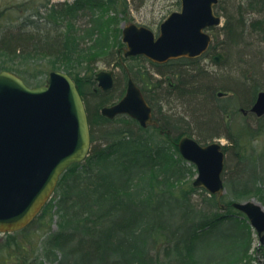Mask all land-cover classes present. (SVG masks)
<instances>
[{
    "label": "trees",
    "instance_id": "trees-1",
    "mask_svg": "<svg viewBox=\"0 0 264 264\" xmlns=\"http://www.w3.org/2000/svg\"><path fill=\"white\" fill-rule=\"evenodd\" d=\"M15 8L20 11L15 20L0 9L4 12L0 18H10L0 28V70L14 72L24 82H29V75L30 86L43 84L40 74L50 69L65 71L84 101L91 138L87 157L63 171L54 196L35 217L54 206L59 225L56 231L47 230L40 264H249L252 230L231 203L256 198L264 205V146L257 150L252 145L257 128L246 127L248 138L238 130L217 132L222 120L228 125L223 116L238 108L229 109L217 92L225 91L227 99L241 101L239 108H248L257 91L264 90L260 82L264 77L256 78L262 76L264 65V0H218L214 11L220 12L224 23L217 34L216 28H208L212 39L201 57L221 52L222 69L210 71L197 58H178L169 63L179 66L167 71L178 75L177 82L169 87L163 80L166 97L173 95L186 105L188 115L198 113L195 123L202 133L228 141L222 146L226 192L221 198L223 202L227 197L223 203L233 211L227 215L216 211L214 195L202 191L200 197L194 196L201 188L185 178L194 175L195 166L187 164L176 145L187 133L183 120L187 117L181 112L173 118L162 110L163 98L144 71L130 69L159 128L169 129L168 135L162 136L154 126L143 128L126 115L103 116L100 104L121 97V91L112 100L107 97L111 89L101 92L99 103L91 106L84 99L86 89L95 95L91 85L95 61L108 56L120 65L112 46L120 43L116 17L126 14L127 0H28ZM35 62H42L41 70L31 74L28 69ZM154 66L165 72V63ZM233 67L245 68L242 75L249 85L234 81ZM177 130L181 131L174 135ZM206 140L203 136L199 142ZM217 230L235 238L213 239Z\"/></svg>",
    "mask_w": 264,
    "mask_h": 264
},
{
    "label": "water",
    "instance_id": "water-1",
    "mask_svg": "<svg viewBox=\"0 0 264 264\" xmlns=\"http://www.w3.org/2000/svg\"><path fill=\"white\" fill-rule=\"evenodd\" d=\"M217 1L180 0V10L160 23L157 35L145 26L125 24L121 29L123 56L143 55L156 63L199 57L211 42L208 28L221 23V16L214 11ZM223 59L220 52L213 57L215 62ZM94 78L102 91L113 87V70H100ZM249 111L264 115V90L257 92ZM100 113L107 118L126 114L141 127L157 125L130 74L122 97L101 107ZM176 144L180 155L196 167L192 186L214 195L220 209H225L220 204L225 192L223 144L217 140L200 144L187 135ZM90 146L86 108L70 75L50 69L44 84L31 87L14 72L0 70V233L26 227L51 197L63 171L83 161ZM231 206L246 216L264 245L262 204L248 199L233 201Z\"/></svg>",
    "mask_w": 264,
    "mask_h": 264
},
{
    "label": "rangeland",
    "instance_id": "rangeland-1",
    "mask_svg": "<svg viewBox=\"0 0 264 264\" xmlns=\"http://www.w3.org/2000/svg\"><path fill=\"white\" fill-rule=\"evenodd\" d=\"M25 1H28V0H0V9L3 8V11L7 10L8 14L11 16L12 20L13 19L15 20L17 15H20V11H15L14 8L17 5L20 6ZM51 1L52 2H60V1H72V0H51ZM127 3H128V10H127L126 14L125 15L119 14L118 17H116V19L118 21L117 26L120 29H122V27L125 24L132 22V23H135L136 25L145 26V27L151 29L155 35H157V33H158L160 23L171 12L180 10V0H127ZM0 11H2V10H0ZM3 11L1 13H4ZM216 14L220 15V12L219 13L216 12ZM9 20H10L9 17L8 18H5V17L0 18V28L3 27V25L6 22H8ZM223 23H224V18L221 16V23L219 25L213 27V28H216V30H215L216 34L218 33L219 27H221L223 25ZM247 43H248V39H247ZM124 46H125V44L122 42L121 36H120V43H115L112 46V49L117 51L116 56L120 62V65H117L115 60H110L109 58H107L108 57L107 56L104 59H98L97 61L94 62L93 66H92L95 74L100 70H113L114 85L111 88L112 93L107 95V97H109L111 99L113 96V98H114L116 95H118V93L120 91L123 94L125 91V87H126L125 84H126V78H127V74H128L127 72H129L131 75L130 69L135 70L137 68H140L141 71H144L146 73L148 78L150 77L149 79L152 82V84L153 83L156 84L155 90L158 92L157 96L162 97L163 98L162 100L164 102L162 110L169 115H173L172 116L173 118L179 117L181 115L180 114L181 112L184 116L187 117V118L183 119V120H185L186 123H188V124L184 125L185 126L184 131L187 132V133H185V135L194 138L198 142H199V140H202L203 136L208 139V140H206L207 142H203V143L199 142L200 144H207L212 140H218V142H220L223 145L227 144L228 141L225 137H220V138L207 137L209 134L206 135V134L202 133V131H200L196 126L195 119L198 118L197 112H195L193 115H191V114L188 115L187 111H186V107H187L186 105H185V107L182 106L180 101H178V100L174 99V97H172L173 95L172 96L168 95V97H166L163 94L165 92V87H166V83H165L166 81H163L165 79V77L167 75H169L172 78L173 82H175V81L177 82V79H178L177 74H172V73L167 72L174 65L178 64L175 62L169 63L170 60H174V59H170V60L166 61L167 64H166V62H164L165 66L163 67V69L165 70V72L159 73V72L155 71V69H156V66H154L155 62H152L151 60L147 59L143 55L124 57L122 54V49ZM118 49L121 50L120 55L118 54ZM216 54H218L217 51L214 52L213 54H211L209 57H201L203 55L202 54L201 56H199V58L195 57V59L197 58L196 59L197 62H199L200 65L205 66L210 71L215 70L217 72V71H220L222 69V67L218 66V65H220L224 59L220 62H215L213 60V57ZM179 58L180 59H183V58L188 59V57H179ZM175 59H178V58H175ZM42 62H40V63L35 62L34 65H31L32 69L31 68L28 69V72H30V73L32 72L35 74L37 71L41 70V67L39 64H41ZM262 65H261V68L263 69V72L261 74L262 76H259L256 78L264 77V65L263 66ZM177 66H179V65H177ZM25 68H26V66L23 67V69H25ZM238 68L239 67H233V69H231L230 75L233 77L235 82L240 81L244 85L245 84L249 85L250 82L248 80H246V78L242 75V73H244L245 68L242 67V69L240 68L239 71L237 70ZM232 70L234 72H232ZM60 71H63V70H60ZM37 74H38V72H37ZM95 74L93 76V82L91 84L92 88L96 90V92H94L95 95L90 94L88 92V89H86V94L84 95V99H85L88 106H91V105L95 104L96 102L99 103V101L101 100L100 95H99L101 93V90L97 86V82L94 78ZM246 74H248V73H246ZM26 76L29 77V79H28L29 82H25V84L30 86L31 85L30 81L33 82V79H31V77L27 74H26ZM46 76H47L46 72L43 74H40L39 80L43 84L45 83ZM159 80H162V82H160ZM237 80H239V81H237ZM260 80H262V81H260L261 83H264V79H260ZM157 82H159V84ZM232 82H233V80H232ZM31 87H34V86H31ZM221 92H223V94L218 95V97L224 98V100H227V102L229 103V109H231V107L232 108L238 107V108H237V112L235 114L234 113H233V115L232 114H228V115L225 114L223 116L224 118L228 117V120H229L228 125L224 126L225 123L222 120V123H223L222 125L224 127L222 126V128L217 132L233 133L234 130H238V132H241V135L244 138H248V134L246 132V127H250L252 129L257 128L258 133H257V135H255L256 138L253 141L252 145L254 146L255 149L259 150L262 146H264V129H263V127H264V116H261L262 121L255 120L251 116V114L254 115L255 117H257V116L254 113L249 112V108L251 106L248 108H246V107L245 108H243V107L239 108V103L237 104V101H239V100L236 101L234 98L227 99L228 97H227L226 92L225 91H221ZM255 97H256V95H255ZM119 98H120V95L116 99H114L113 101L115 102ZM242 98L240 97V99H242ZM254 100H255V98H254ZM223 101H220V102H223ZM239 102H241V101H239ZM102 106L103 105L100 104V106L98 107L99 112H100V108ZM241 109H243L246 113L242 112ZM188 113H191V112H188ZM226 127H229V129H227ZM179 131H181V130H177L174 133V135L175 134L177 135L178 133H180ZM162 136H164V135H162ZM187 164L190 165L192 163L187 161ZM194 168L195 167L192 168V170L195 171L194 175L185 178L186 180H189L190 183L192 182V180L194 179V177L196 175V169H194ZM200 190H201V191H199L200 193L198 192L194 195L196 198L200 197V194H203L202 191L207 192L203 188H201ZM225 192H226V190H225ZM225 192H224L223 196H225ZM53 196H54V192L52 193L49 200ZM225 198L227 199V197H224L223 202H224ZM251 199L262 204V202H260L256 198H251ZM55 200H56V197L52 200V202L50 201V204L53 205ZM223 202L221 201L222 204H224ZM263 207H264V205H263ZM48 210H49L48 212H44L38 218H34L32 220L33 222L24 230H18V231L9 232V233H0V264H40L41 256H39V252H40L42 242H43L45 236L47 235V230L49 232H52V231H56L59 227L56 208L53 206V208L48 209ZM216 211L218 213L220 212V213L226 214V215L231 214L233 212V211H230L227 207H226V209H220V207H219ZM235 211H237V210L235 209ZM240 217H245V215L244 214L240 215ZM246 220L250 226V223H249L247 218H246ZM251 230H252V243H251V248L249 250L251 260L249 261V264H261V262L264 261V245H262L259 242L258 237L256 235V232H255V230H253L252 227H251ZM228 234L229 233L220 235L218 233V230H217V233H215L212 238L217 239V240L221 239L223 241H231L232 239L235 238V236H233L231 234L228 235ZM223 235H225V236H223ZM46 263H48V262H46ZM241 264H247V262H242Z\"/></svg>",
    "mask_w": 264,
    "mask_h": 264
},
{
    "label": "flooded vegetation",
    "instance_id": "flooded-vegetation-1",
    "mask_svg": "<svg viewBox=\"0 0 264 264\" xmlns=\"http://www.w3.org/2000/svg\"><path fill=\"white\" fill-rule=\"evenodd\" d=\"M159 64H163V63H159ZM127 73H129V72H127ZM126 73V74H127ZM127 79H128V74H127V78H126V83H127ZM165 80L168 82V85H169V87H173V83H172V78L170 77H168V75L165 77ZM126 85V84H125ZM123 89V88H122ZM101 90V89H100ZM110 90V89H109ZM109 90H106V91H102L101 90V92H107V91H109ZM94 92H96V90L94 89ZM112 103H114V101H112V102H110V103H108V104H105V105H110V104H112ZM104 106V105H103ZM120 115H122V114H119V115H116V116H114L113 118H109V119H114V118H116V117H118V116H120ZM155 116H153L152 115V118L153 119H155L154 118ZM156 120V119H155ZM148 126H154V127H156V128H158V130H163L164 131V133L162 134V135H164V134H166V135H168L169 133H166V130H169V129H161V128H159V123L157 122V125H147L146 127H148ZM146 127H143V128H146Z\"/></svg>",
    "mask_w": 264,
    "mask_h": 264
}]
</instances>
